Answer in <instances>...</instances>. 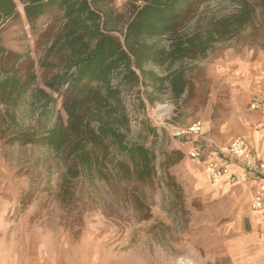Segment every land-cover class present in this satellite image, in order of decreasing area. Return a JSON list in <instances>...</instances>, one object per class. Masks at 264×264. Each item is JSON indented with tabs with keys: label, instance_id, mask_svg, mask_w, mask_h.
<instances>
[{
	"label": "rangeland",
	"instance_id": "374dc122",
	"mask_svg": "<svg viewBox=\"0 0 264 264\" xmlns=\"http://www.w3.org/2000/svg\"><path fill=\"white\" fill-rule=\"evenodd\" d=\"M17 3L21 19L10 22L2 36L8 48L32 56L44 88L35 38ZM133 5L142 2L114 0L111 6L123 18L114 17L111 26L123 30ZM236 9L234 0H210L200 10L227 15ZM188 67L193 86L180 99L166 94L150 105L143 96L142 108L137 91L128 96L134 136H145L141 121L147 119L158 133L148 145L160 158L173 149L184 153L169 169L170 180L160 171L137 190L113 179L84 190L78 185L66 196L64 169L48 149L0 141V264H230L228 236L244 231L250 211L245 184L254 179L214 188L203 165L188 156L193 139L172 134L202 122L200 142L226 155L240 173L228 149L238 136L248 140L251 133H264V47H250L245 38L217 44ZM254 99L262 108L252 109ZM57 110L63 113L60 100Z\"/></svg>",
	"mask_w": 264,
	"mask_h": 264
},
{
	"label": "trees",
	"instance_id": "16d2710c",
	"mask_svg": "<svg viewBox=\"0 0 264 264\" xmlns=\"http://www.w3.org/2000/svg\"><path fill=\"white\" fill-rule=\"evenodd\" d=\"M113 1L0 0V141L48 149L64 169L66 196L113 179L137 190L160 171L172 179L168 171L184 153L160 158L148 145L158 133L147 119L145 136H134L128 96L137 91L142 108L143 96L150 105L166 94L180 99L193 86L188 63L215 45L245 38L264 47V0H234L237 9L227 15L201 11L210 0H139L123 30L111 26L123 18ZM17 2L35 38L44 88L32 56L8 48L2 36L21 19Z\"/></svg>",
	"mask_w": 264,
	"mask_h": 264
},
{
	"label": "built area",
	"instance_id": "2783aa9c",
	"mask_svg": "<svg viewBox=\"0 0 264 264\" xmlns=\"http://www.w3.org/2000/svg\"><path fill=\"white\" fill-rule=\"evenodd\" d=\"M262 101L260 99H254L252 103V109L258 110L262 108ZM260 128L264 127L261 125ZM204 126L202 122L197 121L189 125L185 129H174L173 137L178 139H184L190 137L193 139L191 147L188 151V156L194 162L199 165H203L205 173L209 180L213 184H219L221 182L238 183L239 181L246 180L248 178H261L264 172V163L258 158V156L248 149L247 139L243 136L234 138L229 146L228 154L235 161H237L241 167V172H234L230 165L227 163L219 164L216 161L209 160L205 155V146L200 142V139L204 136ZM212 151L213 148L209 147ZM213 152L219 153L220 151L214 150ZM252 209L254 211H262L264 209V183L257 187L254 193L252 201Z\"/></svg>",
	"mask_w": 264,
	"mask_h": 264
},
{
	"label": "crops",
	"instance_id": "0c3cea01",
	"mask_svg": "<svg viewBox=\"0 0 264 264\" xmlns=\"http://www.w3.org/2000/svg\"><path fill=\"white\" fill-rule=\"evenodd\" d=\"M247 144L248 149L253 151L264 163V133H262V135L251 133L248 137ZM205 153L209 160L216 161L219 164L227 163L235 172L239 168L236 164H233V161L230 162L226 155L213 152L209 147L205 149ZM205 176L208 179L206 173ZM222 183H225V181L219 184H211L217 186L214 188H218ZM263 183L264 172L261 178L255 177L252 184H245L247 185L248 209L250 211L245 217L246 223L244 231L239 234L228 236L225 257L230 260V264H264V209L262 211H254L252 209L255 190ZM246 227H248V231ZM185 263L189 264L188 262Z\"/></svg>",
	"mask_w": 264,
	"mask_h": 264
},
{
	"label": "bare ground",
	"instance_id": "6f19581e",
	"mask_svg": "<svg viewBox=\"0 0 264 264\" xmlns=\"http://www.w3.org/2000/svg\"><path fill=\"white\" fill-rule=\"evenodd\" d=\"M161 109V107L159 106V109L158 110H160Z\"/></svg>",
	"mask_w": 264,
	"mask_h": 264
}]
</instances>
